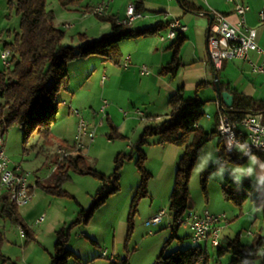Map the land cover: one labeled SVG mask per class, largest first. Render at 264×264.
Segmentation results:
<instances>
[{
    "label": "rangeland",
    "instance_id": "rangeland-1",
    "mask_svg": "<svg viewBox=\"0 0 264 264\" xmlns=\"http://www.w3.org/2000/svg\"><path fill=\"white\" fill-rule=\"evenodd\" d=\"M89 1L83 0L78 6L63 8L58 0H47V9L53 10L58 23H69L72 26L66 29L63 25L69 24L60 25V28L65 31V41H68L66 43L74 45L70 42L69 37H76L79 33H85L88 39L98 38L105 33L104 30H101L100 24L106 21L93 14L86 16L82 14L84 10H82V6L86 3L89 4ZM126 1H112L113 11H120L119 16H122ZM0 29L19 31V19L14 9L8 4V0H0ZM78 43L81 42L78 41ZM105 60L98 55L70 60L67 64L66 87L70 82L78 93V100H86L85 106H75L74 104L71 106V108L79 109L82 114L80 118L86 122L87 115L90 117L92 114H97L96 123L101 118L103 119L102 126L96 128L93 143L82 149L80 154L83 155L87 166L106 176L113 173L117 164L116 157L120 155L121 159L117 170L118 190L110 194L104 203L94 209L87 221H83L79 215L80 210L90 207L101 186L96 177L69 170V178L61 185V188L66 192L64 196L53 195L38 186L37 195L34 197L32 195L27 204L18 206L23 222L33 235V238L29 239L27 243H24L25 238L20 235L19 226L9 218L0 215V251L7 255L10 261L17 264H49L56 231L68 228L66 247H72L75 255L81 259H69L67 264H79L80 262V264H111L107 259L99 257L103 249H106L108 254L111 253L115 256L116 264H123L124 259L127 264H152L163 242L170 236L167 222L171 223L172 218L168 210V196L173 184L176 163L183 146L178 147L179 155L173 163H169V154L164 153V150L158 146L159 143L164 142L159 138V135L147 133L144 137L145 143L139 144L146 127L156 126L163 119L155 120L153 117H146L141 120L138 116L135 117L133 109L138 108L148 116L154 109L162 111L163 104L161 105V103L164 101L157 97L156 88L155 94L153 91L149 94L144 92L138 99L137 94L131 93L130 96L128 92L121 91L114 84L109 86L108 82L113 80L111 76L114 74L121 76V72H125L126 69L122 67V63L118 66L115 65V68L112 67L113 65H107L109 68V72H107L106 67L103 68L100 65V62H106ZM92 69H94L93 74L87 78L89 73H92ZM243 71L245 72L242 76L245 79H250L252 75L256 76L249 72V67H244ZM226 73L233 81L240 80L239 75L230 71ZM135 76L132 77V80L137 82L138 77ZM104 79H106L105 88L102 85ZM87 88L89 97H87ZM201 99L205 101V104L203 105V115L199 118L200 127L209 132L214 128L213 120L217 109L214 97L204 94V96L201 95ZM104 100H106L107 106L105 112H101L100 108ZM2 102L0 99V104ZM58 107L57 121L52 125L50 134L46 138L37 133L23 138L22 130L16 124L9 125L3 133L6 154L11 163L20 164L21 168L27 172L29 182H34L37 179L41 185L53 184L56 178L54 168L59 162L57 150L72 145L74 135H77V118L70 114L72 117L66 119L68 114L61 100ZM111 108L115 110L116 121L120 122L123 119L127 121V125L119 132V135L112 137H110L112 128L106 114ZM124 112L128 114L127 117L123 115ZM206 114L210 117L206 118ZM218 141V135L214 134L201 147L190 171L188 190L194 203L192 209L198 213L205 209L211 213H225L229 221L222 231L225 240L233 238L239 233V237L243 238V241L249 242L254 235L263 232L260 208L253 205L249 196L240 203H236L234 199L226 197L223 188L231 187V189L239 190L245 180L261 187L264 183L262 182L264 154L251 153L240 161L238 156L242 154L237 151L234 152L236 158H232L226 153L220 155ZM154 143L155 148H150ZM140 152L145 155L142 161L143 169L150 174L145 181L146 192L155 193L154 204L162 203L166 215L162 217V221L158 225H145L143 216L150 204V197L149 194L141 197L131 219L132 227L126 242L128 251L126 252L123 251L119 239L127 238L130 203L140 180V172L135 164ZM248 168L252 169L251 174L247 172ZM237 169L243 171H237ZM162 170L164 172L160 176ZM229 172L234 176L235 184L233 186L227 183L224 177ZM154 173L155 176H152ZM29 193L31 195V192ZM41 215H43V220L36 223V219ZM184 232V225H180L176 235L182 237ZM247 232H251V234H247ZM178 247H181V244L177 239H171L164 247V252H170ZM230 257L229 253L218 256L216 248L207 243L205 264H228ZM10 261L8 264L12 263ZM196 264L203 263L197 262Z\"/></svg>",
    "mask_w": 264,
    "mask_h": 264
},
{
    "label": "trees",
    "instance_id": "trees-1",
    "mask_svg": "<svg viewBox=\"0 0 264 264\" xmlns=\"http://www.w3.org/2000/svg\"><path fill=\"white\" fill-rule=\"evenodd\" d=\"M58 2L63 8H70L80 5L83 0H58ZM179 3L184 9L202 11L200 7L187 0H179ZM8 4L14 9L19 19V31L15 33L11 42L4 44V49H9L11 56L9 65L3 66L0 70V99L3 101L0 104V133L3 134L9 125L16 124L22 130L23 138H27L33 133L45 138L50 134L52 125L57 121L60 101L57 98L58 92L66 87L68 81L67 64L70 60L98 55L103 59H110L118 63L119 55L115 50L117 42L122 39L156 33L163 26V24L160 26L156 23L152 27L136 29L118 23L113 16L102 15L98 17L110 24V30L107 33L93 39H88L85 34L81 33L78 34L81 43L71 45L63 43L65 31L55 26V14L53 10L47 9V0H8ZM136 9L139 10L137 3ZM182 41V35L177 34L170 44V47L173 48L172 58L161 68L160 74L175 72L179 66L178 49ZM219 86L221 88V83ZM226 90L233 95L231 108L225 107L232 119H240L249 110L264 111L263 100L253 99L228 88ZM167 104L169 107L167 118L156 126H147L139 140V144H142L145 143L144 137L147 133L157 134L164 142L172 143L177 147L183 146L176 163L173 184L168 196V210L172 218L169 225L170 236L163 242L152 264H196L197 262L205 264L206 250L200 244L191 243L167 253L164 252V247L171 239L183 241L187 237L176 235L180 226L177 220L186 210L192 208V199L188 190L190 171L201 147L216 134V123L211 131H204L198 122L203 115L205 101H200L196 97H185L181 88L168 97ZM110 126L113 134L110 137L119 135L115 127ZM65 147L70 150V146ZM218 149L220 155L226 153L232 158H236L233 150H226L220 139ZM247 155H239L238 160L242 161ZM144 158L145 155L140 152L135 161L140 172V180L130 203L125 241L129 239L132 227L131 219L136 211L137 202L141 197L147 195L145 181L150 174L143 169ZM120 159V155H118L113 173L106 176L87 166L82 154L70 155L55 166L56 178L53 184L41 185L39 181H36L34 185L35 187L41 186L44 191L53 195L64 196L66 192L61 188V185L69 178V170L96 177L101 186L90 207L86 210L81 209L79 212L82 220L87 221L93 210L104 203L110 194L118 190L117 170ZM224 177L227 183L232 186L235 184L232 173L229 172ZM223 191L227 198L234 199L236 203H240L249 196L253 205L260 208L263 232L254 235L249 243H244L237 233L233 238L224 240L216 247L217 255L229 253L231 257L228 264H256L255 261L261 256L260 250L264 249V187H258L249 180H245L241 189L224 187ZM29 192L32 193L31 186ZM0 215L9 218L19 226L25 238L24 243L33 238L31 230L19 214L18 206L8 200L5 190H0ZM67 230L68 228H61L56 231L49 264H67L69 259H79L71 249L66 247ZM110 263L116 264V259ZM123 264H127L125 259Z\"/></svg>",
    "mask_w": 264,
    "mask_h": 264
},
{
    "label": "crops",
    "instance_id": "crops-1",
    "mask_svg": "<svg viewBox=\"0 0 264 264\" xmlns=\"http://www.w3.org/2000/svg\"><path fill=\"white\" fill-rule=\"evenodd\" d=\"M106 1L108 2V9L104 16H113L118 20H122L124 18L125 8L129 3H137V5L139 6V11L143 14V17L136 19L132 23L131 28L142 29L145 27H152L156 23L160 24V26H162L163 24V26L156 33L147 34L136 38L122 39L117 42L115 50L119 55L118 63H115L110 59H106V62H100V65L103 68L106 67L107 72H109L108 66L113 65L112 67L115 68L116 66L121 65L124 58L129 55L130 62L129 66L126 68V71L121 72V76H118L117 74L111 76L113 80H110L108 82L109 86L114 84L116 88L118 87L121 91L128 92L130 96L131 93L137 94L136 97L138 96V99L139 96L142 95L144 92L145 94H149L151 91H153L155 94L156 88L157 97L161 98V100L164 101L163 103H161V105L163 104L162 111L154 109L152 110V113H150L151 115L148 116L141 111L143 113L144 118L153 117L155 120L166 119L169 112V107L167 104L168 97L172 93L177 91L178 88H181V92L185 97H196L200 101H204L203 99H201V95L204 96V94L205 96L207 95L209 97H214L216 109H218L219 105L216 103L217 97L214 88V74L217 75V79L218 82L221 83L222 90L228 91L226 90V88H228L230 90H234L237 93L249 96L253 99L264 101V89H262L264 88V74H254L256 76L252 75L250 79H245L242 75L244 74L243 72H245L243 71L244 67H249L247 62L242 60H226L222 62L220 69L215 71L213 69L212 64L208 60L206 37L207 26L209 24V10L212 9L226 14L227 18L232 22L236 19V15L231 11V5L226 3L225 0H187L200 7L202 9V11L200 12L184 9L177 0H127L125 2V8L123 9V13H121L122 16H119L120 11H113V0H90L89 4L86 3L84 6H82V10L84 9L82 11V14L86 9L90 8L91 6ZM243 1L246 5L249 6V10L245 14L246 24L249 27H253L256 29V42L260 47L264 48V23H260L258 19V12L260 10H264V0ZM172 18H178L186 26V30L181 34L183 37V41L178 49L179 66L173 74H160L161 68L172 58L173 48L170 47V44L173 40L162 41L159 39V36L166 34V31L168 29L167 22ZM63 24L69 23H58L55 18V26L60 27V25ZM100 28L101 30H104L103 32L107 33L110 30L109 22H103V24H100ZM15 33H17V31L15 30L11 31L10 29H0V52L4 49L5 43L11 42L13 40ZM69 38L71 40L70 42H72V44L74 45L78 44V41H80L78 39V34L76 37L71 36ZM66 42L68 41H65L64 37L63 43L68 44ZM251 57L255 59L256 55L254 53H251ZM141 64H145L147 66L149 74L140 75L139 71ZM2 68L3 65L0 60V70H2ZM93 71L94 69H92V73H89L87 78H89L93 74ZM227 71L239 75L240 80L238 82L236 80L233 81L230 77L227 76ZM249 72L251 73L250 67ZM134 75H136L135 77H138L137 82H134L132 80V77ZM102 85H104V88L106 87V79H104V81L102 80ZM86 92L87 97H89L88 88L86 89ZM77 94L78 93L76 92L75 88L71 86L70 82L66 88L58 92L57 98H60L61 103L62 105H64L65 110L68 114V118H66V116L63 114L66 119L72 117L70 116V114H72L70 112V107L72 106V104H74L75 106H85L86 104V100H78ZM135 109L138 108H134L132 112L136 117L137 114L134 113ZM106 114L109 124L114 126L118 133L122 131L123 128L127 125V121L125 119L120 120V122L116 121L117 119L115 116L114 109L112 110L111 108V110H109ZM216 115L214 116L213 127H215ZM79 116L80 115H78V119ZM87 116L86 121L90 127L97 124V114H92L90 117ZM127 116L128 114L125 117ZM198 125L201 126V123L198 122ZM74 139H76V134L74 135ZM158 146L164 150V153L169 154V163H173L175 158L179 155L180 149L172 143L162 142L159 143ZM150 148H155V143ZM163 172L164 171L162 170L160 176ZM262 174H264V169ZM152 176H155V173ZM36 181L39 180L36 179L34 182L29 183L31 185H34ZM37 189L38 187L32 189L31 198L32 195L33 197L37 195ZM0 190H6L7 192H9L5 188H0ZM148 194L150 197V204L144 212V222L151 215L155 214L158 210L163 209L161 205L162 203L159 202L157 205L154 204L155 193L148 191L147 195ZM193 205L194 203L192 201V207ZM190 210L194 211L192 208ZM225 222L227 226L229 222L227 217ZM167 225L169 227L170 222H167ZM184 227L185 232L183 234L184 236H187L186 239L183 241L179 239L177 240L178 242H180L181 246L191 244L189 230L186 226ZM240 239L243 241V238ZM224 240L225 238L223 236L221 243L224 242ZM119 241L122 243L123 251L125 250L126 252H128L126 244L127 241H125V238H120ZM93 242L95 243L94 240ZM243 242L249 243L250 241ZM200 246H202L206 250L207 244L202 243L200 244ZM69 249L74 251L72 247H69ZM99 257L102 258L101 256ZM0 258L4 260L6 264H8V261H10V259H8L9 257L3 254L2 251H0ZM78 258L81 259L80 257ZM10 262H12L11 264H17L14 261ZM255 263L259 264V260L257 259ZM262 264H264V261Z\"/></svg>",
    "mask_w": 264,
    "mask_h": 264
},
{
    "label": "built area",
    "instance_id": "built-area-1",
    "mask_svg": "<svg viewBox=\"0 0 264 264\" xmlns=\"http://www.w3.org/2000/svg\"><path fill=\"white\" fill-rule=\"evenodd\" d=\"M231 5V11L236 15L235 21H230L226 14L210 9L213 13V18L207 26V54L208 60L217 71L220 69L223 61L228 60H242L248 63L250 71L253 74H264V48L260 47L256 42V29L249 27L246 24L245 14L249 10V6L243 0H225ZM108 9V2H101L91 6L83 12V15H105ZM143 14L136 9L135 3H129L124 12L122 20L116 19L118 23L131 26L132 23ZM258 19L260 23H264V10L258 12ZM69 28L71 25H63ZM186 30V26L178 19L172 18L168 21V29L166 34L160 35L159 39L174 40L177 34H182ZM251 53L256 55L255 59L251 57ZM11 52L9 49H3L0 52V60L3 66L9 65ZM130 56L127 55L122 67L126 69L129 66ZM140 75L149 74V70L145 64L140 65ZM218 104V102L216 101ZM219 105V104H218ZM107 106L104 100L100 111L105 112ZM70 112L76 116L78 122V115H82L79 109L71 108ZM134 113L143 120V113L135 109ZM127 115L126 112L123 113ZM210 116L206 114V118ZM86 129H89V140H81V133L79 139H74L70 145V151L58 152L62 160L70 155L79 154L80 149L92 143V138H95L96 128L102 126L103 119L90 127L87 123ZM196 126V125H195ZM216 133L221 142H228L233 147V152L237 151L241 154L261 153L264 154V112L249 110L243 116L234 120L230 117L228 112L217 109ZM5 142L3 134L0 133V166H8V174L3 175V183L9 185L8 200L13 202L16 206L19 201H22V190L32 189L35 185H31L28 181V174L25 172L20 164L11 163L8 155L5 152ZM264 182V177L262 178ZM166 215L164 209L158 210L151 215L146 221L145 225H157L162 217ZM43 220V215L36 219V223ZM226 215L224 213H211L207 209L201 213L194 212L190 209L186 210L177 222L184 225L189 230L190 240L194 244L210 243L213 247H218L223 238L222 231L226 227ZM247 234H251L247 232ZM20 235L23 237V232L20 230ZM100 256L107 259L109 262L115 261L113 254H108L105 249L101 250ZM259 264L264 261V255L258 257ZM0 264H6L0 258Z\"/></svg>",
    "mask_w": 264,
    "mask_h": 264
},
{
    "label": "bare ground",
    "instance_id": "bare-ground-1",
    "mask_svg": "<svg viewBox=\"0 0 264 264\" xmlns=\"http://www.w3.org/2000/svg\"><path fill=\"white\" fill-rule=\"evenodd\" d=\"M80 118V116H79ZM80 133H81V140H89V129H86V124L85 121L80 118V120L77 123V135H76V139H79L80 137ZM85 138V139H83ZM93 140V138H92ZM225 149L232 151L233 147L231 146V144H229L228 142H222ZM83 149V148H82ZM80 149V151L82 150ZM70 151L69 149L66 148H59L58 152H68ZM62 161V157H59V162ZM8 174V166H0V188H5L9 191V185H5L3 183V175H7ZM262 187H264V183L261 185ZM31 199V195L29 193V190H22V201H19V203H17V206L20 205H25L27 204ZM191 243H194L193 240H191ZM263 256V255H261Z\"/></svg>",
    "mask_w": 264,
    "mask_h": 264
},
{
    "label": "water",
    "instance_id": "water-1",
    "mask_svg": "<svg viewBox=\"0 0 264 264\" xmlns=\"http://www.w3.org/2000/svg\"><path fill=\"white\" fill-rule=\"evenodd\" d=\"M208 18H209V23H210L213 18V13L211 12L208 13ZM214 88H215L216 97H217L216 101L219 104V108L223 111L227 110L225 107L231 108L232 103H233V95L229 93L228 91L221 90L216 74H214Z\"/></svg>",
    "mask_w": 264,
    "mask_h": 264
},
{
    "label": "clouds",
    "instance_id": "clouds-1",
    "mask_svg": "<svg viewBox=\"0 0 264 264\" xmlns=\"http://www.w3.org/2000/svg\"><path fill=\"white\" fill-rule=\"evenodd\" d=\"M255 161L253 160V163H254ZM237 171H243L242 169H237ZM247 172L249 173V174H251V172H252V169L251 168H248L247 169ZM237 179H239V177H237ZM260 254L261 255H264V249H261L260 250Z\"/></svg>",
    "mask_w": 264,
    "mask_h": 264
}]
</instances>
